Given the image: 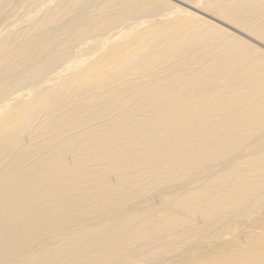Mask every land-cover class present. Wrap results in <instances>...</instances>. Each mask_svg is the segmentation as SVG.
I'll list each match as a JSON object with an SVG mask.
<instances>
[{
    "label": "bare ground",
    "instance_id": "1",
    "mask_svg": "<svg viewBox=\"0 0 264 264\" xmlns=\"http://www.w3.org/2000/svg\"><path fill=\"white\" fill-rule=\"evenodd\" d=\"M0 264H264V0H0Z\"/></svg>",
    "mask_w": 264,
    "mask_h": 264
}]
</instances>
